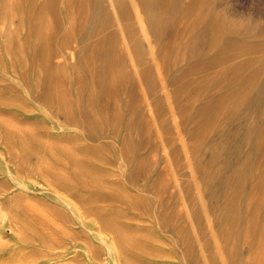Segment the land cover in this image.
<instances>
[{"label": "rangeland", "instance_id": "1", "mask_svg": "<svg viewBox=\"0 0 264 264\" xmlns=\"http://www.w3.org/2000/svg\"><path fill=\"white\" fill-rule=\"evenodd\" d=\"M0 264H264V0H0Z\"/></svg>", "mask_w": 264, "mask_h": 264}, {"label": "bare ground", "instance_id": "2", "mask_svg": "<svg viewBox=\"0 0 264 264\" xmlns=\"http://www.w3.org/2000/svg\"><path fill=\"white\" fill-rule=\"evenodd\" d=\"M138 15H139V13H138ZM139 17H140V16H139ZM140 20H141V19H140ZM138 28H139V27H138ZM146 30H147V29H146ZM238 105H239V104H238ZM206 109H207V108H206ZM70 204H71V203H70ZM233 210H234V209H233ZM228 216H229V214L226 213V214L224 215V218L228 219ZM29 239H30V238H29Z\"/></svg>", "mask_w": 264, "mask_h": 264}]
</instances>
